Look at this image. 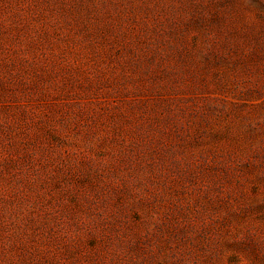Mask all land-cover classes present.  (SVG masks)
<instances>
[{"label":"rangeland","instance_id":"rangeland-1","mask_svg":"<svg viewBox=\"0 0 264 264\" xmlns=\"http://www.w3.org/2000/svg\"><path fill=\"white\" fill-rule=\"evenodd\" d=\"M0 264H264V0H0Z\"/></svg>","mask_w":264,"mask_h":264}]
</instances>
